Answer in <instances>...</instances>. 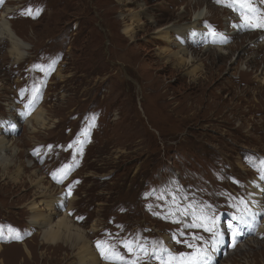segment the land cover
<instances>
[{"label":"rangeland","instance_id":"rangeland-1","mask_svg":"<svg viewBox=\"0 0 264 264\" xmlns=\"http://www.w3.org/2000/svg\"><path fill=\"white\" fill-rule=\"evenodd\" d=\"M139 4L144 5L154 22L144 17L145 24L136 39L120 41L118 35L124 37L122 16L128 17L130 9L137 11ZM239 8L236 4L235 9ZM28 9L33 14L39 10V14L35 18L25 15ZM198 12H204L206 17L201 28L212 27L229 40L211 44L207 30L208 42L190 35L184 37L186 47L202 64L199 78L194 81L185 68L168 60L179 50L176 43L182 44L179 33L170 32L173 41L167 43L155 31L170 24L179 29L190 26ZM3 21L30 49L27 57L15 64L8 54L9 42H0V120H8L9 104L16 107L17 114L25 112L28 99L22 98L19 91L27 87L31 93L30 86H37L45 69L55 57L59 58L57 67L55 61L46 72L45 77L56 68L43 87L38 108L29 116L43 105L50 118L49 129L32 134L25 120L20 125L12 121L8 124L18 128L9 136L19 150L16 165L25 167L18 182L10 177L16 165L9 169V175L0 173V244L4 247L0 264L78 261L76 248L69 244H43L41 230L36 227H32V235L28 233L32 217L28 206L36 192L29 179L37 171L55 198L61 196L63 188L54 185L49 175L63 168L67 160L73 165L71 160L76 154L63 155L65 145L73 144L78 151L89 143L83 140L75 144L74 138L90 115L98 123L74 165L71 196L64 204L75 214L73 218L69 216L70 220L87 231L92 244L101 238L116 243L120 239L146 241L138 264H163L158 255L167 252H159V248L166 245L171 253L166 258L175 257L174 262L178 258L181 264L180 254L189 248L184 241L195 244L197 239L193 237H198V230L194 229L198 228L166 218V199L161 193L166 190L175 196L167 185L177 180L188 200L196 195L213 204L203 211L216 214L225 232L223 242L220 240L212 249L213 239L220 237L208 236L201 230L205 243L200 246L209 252V264H214L212 253L219 245L224 247L225 256L217 257L215 264H264V236L249 239L256 242L250 248L248 238H242L243 226L238 225L243 230L236 237L240 243L234 247V237L227 229L229 223L238 224L235 217L241 212L248 217L235 195L244 197L249 181L257 179L251 157L264 159V112L258 114L264 111V96L256 101L254 90L245 92V81L254 75L245 77L247 69L241 67L246 58L249 66L254 65V44L264 47L260 42L263 34L251 30L250 39H245L235 15L220 8L216 0H2L0 22ZM208 45L223 47L229 54L206 49ZM163 50H167L166 57L160 56ZM49 145L52 149H48ZM37 147H47L49 154L45 152L42 162L40 155H31ZM28 160L33 162L32 168H28ZM63 210L59 209V215ZM77 216L83 217L80 223L74 222ZM97 223V231H92ZM109 232L112 235L104 237ZM151 257H156L155 261Z\"/></svg>","mask_w":264,"mask_h":264},{"label":"bare ground","instance_id":"bare-ground-1","mask_svg":"<svg viewBox=\"0 0 264 264\" xmlns=\"http://www.w3.org/2000/svg\"><path fill=\"white\" fill-rule=\"evenodd\" d=\"M262 3L264 4V0H262ZM145 9L146 8L144 7V5L139 4L137 11L130 9L131 13L128 15V17L122 16L124 20L122 34L124 35V37L122 35L120 36L118 35V39L120 41L125 39L134 41L136 39V35L139 32V30L143 29V25L145 24L144 17L147 18V20H149L150 22L152 23L154 22L153 20L154 18L149 13H147ZM259 15L260 17L264 18V10H260ZM204 17H205L204 12H198L197 14H195L194 21L190 26H184L183 28L179 29L176 28V26H172L170 24L164 27L157 28V30L155 31L160 34L161 40L167 43L173 41L172 38L170 37V32L176 31L179 33V35L181 36L182 44L176 43V45L178 44L177 46L179 50L173 52L168 57V60L170 62L172 60L175 61V63L179 65V68H185V72H187L186 74L189 75L190 77H193L192 79L194 81L199 78L198 73L202 69V64L199 63V60L188 50L189 48L186 47V43H185L186 39L184 37L190 35L196 38H201L205 42H208V40L206 39L208 31L206 32L205 28L203 27L201 28L200 25ZM0 24H1L0 42H4V41L9 42L10 48L8 54L11 57V59L14 61V63L18 64L27 57L30 46H28L26 41L21 37H19V35L15 33V31L11 29V27L5 21L0 22ZM246 30L247 28L240 27V32H243L244 38L250 39L249 37H251L250 36L251 33ZM260 42L261 43L263 42L264 44V35L263 37H261ZM259 45L254 44V48H255L254 57L256 58L255 61L254 60L252 61L254 65L249 66L250 61H248L249 59L247 58L241 64V67L243 69H247V72L244 73L245 77L254 75L251 79H247L245 81L246 87L244 89L245 92H249V90H254L253 97L255 98L256 101H258L257 97L264 96V66L263 69L260 68V65L262 64L264 65V55L260 54L261 51H263L264 47H261V45L260 46ZM206 49L214 50L220 55L224 54L226 56L227 54H229L228 50H224L223 47H219V46L217 47V46L208 45L206 46ZM166 52L167 50H163V53H161L160 56L166 57L165 56ZM243 53L244 56L247 54V52L245 51ZM252 70H255V72H252ZM244 75H241L240 77ZM231 78H233L232 75ZM257 84H260L258 88H253V89L250 88L251 86ZM1 87L3 88V86ZM8 112L10 117V119L8 117L9 121L0 120V173L2 171L6 176L9 175V171H10L9 169L12 166L16 165L15 159H16V155L19 152V150L15 147V143L13 142L14 138L10 139L9 136L12 134L11 132H9L11 129L10 125L12 126L13 124L10 125L8 124L11 121L13 123L19 124L20 122L25 120V124L26 126L29 127L30 129L29 131L32 134L38 133L40 130H47L49 129L50 126V118L48 117L47 110L44 108L43 105L32 117L29 118H26V114L28 110L25 109V112H23L21 115L19 113L17 114L16 107L13 104L8 105ZM263 112L264 111H260L258 114ZM128 129L129 128H127V130ZM10 150L12 151L11 155H9L8 153ZM27 164H28L27 165L28 168L33 167L32 161L28 160ZM24 167L25 166L23 164L16 165L15 172L10 177L14 179V181L18 182L20 178L24 175V169H23ZM29 181L36 188L35 195L33 196L34 199L28 206V210L32 213V217L30 218L29 225L31 228L36 227L35 229L41 230L43 244L53 247H59L62 244H69L71 247L76 248L75 253L77 252L76 258L78 259V261L76 260V262L73 264H102L100 261V257L98 256L94 248V244H92L89 239V235L87 231L73 224L72 220H70L68 215L69 210H66L65 213L63 212L62 216L59 215L58 211L59 209L60 210L63 209L61 208V206L62 204L65 203V199L62 198L61 196L59 198H55L54 194L50 191V188L44 186L43 180L39 176L37 171L33 172V175L29 179ZM169 183L170 184L167 185L168 189L174 190L175 192L173 191V193L177 195V196L176 195L173 196L166 190L165 192L163 191L161 193V196H165L166 199V202L164 203L166 211L165 210L164 211L169 220L182 221V223L185 224L188 223L187 225L193 223L205 224L207 227L213 228L212 233L205 231L204 228H198V229L203 230L205 233H209L210 235L208 236L211 237L214 236V233L217 230L220 233L222 232L225 233L223 230L220 229V224L218 221V217L216 219V214L214 215L212 213H208L206 212V210L203 211V209L211 208L213 204H209L197 199L196 195L195 197L188 200L189 196L187 194L186 196H184V191L181 190L182 188H180L179 185L177 184V180H174L173 182H169ZM244 193H245L244 198L246 200L247 205L250 208V214L252 215H251V221H248L246 225H242L244 228L243 231L244 235H242L243 236L242 238L245 237L248 238L249 240L251 238L263 237L264 236V176L259 179L250 180ZM39 198H43V200L39 202L38 201ZM47 198H49L50 201ZM160 202H162L161 199ZM184 217H186L187 219H184ZM199 217L214 218L216 221L215 225L213 226L208 219H200ZM97 228H98V223L96 224L95 228H93L92 231H97ZM243 228L241 229L243 230ZM223 233L222 236L219 238V240H221L222 242L224 240ZM167 241L168 238L166 239V242ZM249 241H248L249 242L248 246L251 248L252 246H254L256 242L253 239ZM3 248H4L3 245L0 244V254L3 251ZM250 248L248 249L249 251L251 250ZM223 249L224 247H221V245H219L216 249L217 251L212 253L214 258L213 259L214 264L216 263L217 257L221 258L225 256V252H223ZM26 250L31 255V252L28 249ZM219 251L220 253L217 254V252ZM234 254H236V252Z\"/></svg>","mask_w":264,"mask_h":264},{"label":"snow or ice","instance_id":"snow-or-ice-1","mask_svg":"<svg viewBox=\"0 0 264 264\" xmlns=\"http://www.w3.org/2000/svg\"><path fill=\"white\" fill-rule=\"evenodd\" d=\"M217 3H225V6L227 7H232L235 9V5L239 4L240 6V12L242 15V19L244 20V27H250V28H264V22L259 21L256 16L255 12L256 9L251 7V4L249 3V0H234L233 3H228L226 0H216ZM0 3H2V0H0ZM247 9L249 12V15H244V10ZM25 15L32 16L35 18L36 15L39 14V10L35 14H33L31 9H28L25 13ZM213 34H215L213 32ZM226 42V41H225ZM55 178V177H54ZM200 219H208L210 223L214 226L215 225V219L214 218H208V217H199ZM235 220L238 222V224H232L229 223L227 225L228 231L231 233V235L235 238L242 234V229L238 225H246L247 220L243 216H238L235 217ZM174 222H179V221H174ZM186 227H191V228H204L205 231L212 233L213 228L212 227H207L205 224H198V223H193L186 225ZM183 235V233H181ZM222 233H220L218 230L214 233V237H221ZM193 239L201 240L203 241V237H193ZM178 243L181 241H177ZM220 242L219 239L214 238L212 243H211V248L215 249L217 244ZM187 247L189 248H194L195 251L191 254L187 253H181L180 257L183 258L181 259V264H209L211 260V256L209 252L206 250L205 247L199 246V245H194L191 243H188L187 241H184ZM234 246V245H233ZM97 247L101 249V254L104 255V248L101 247V245L98 243ZM125 247L128 249V251H132V248L129 244H125ZM165 251H167L165 249ZM109 257L105 255V259H108ZM175 259V257H171L168 261L163 262V264H172V260Z\"/></svg>","mask_w":264,"mask_h":264}]
</instances>
